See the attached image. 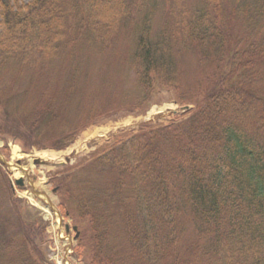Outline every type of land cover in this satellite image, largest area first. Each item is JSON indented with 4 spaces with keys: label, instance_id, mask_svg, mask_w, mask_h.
Returning <instances> with one entry per match:
<instances>
[{
    "label": "trees",
    "instance_id": "1",
    "mask_svg": "<svg viewBox=\"0 0 264 264\" xmlns=\"http://www.w3.org/2000/svg\"><path fill=\"white\" fill-rule=\"evenodd\" d=\"M6 79L39 92L24 123L7 116L28 129L6 130L24 149L65 148L111 109L146 111L157 87L197 103L92 161L76 199L90 264H264V0H0ZM86 81L101 105L74 104ZM42 123L54 132L36 138ZM17 200L0 166V264H46L17 234L23 218L3 212Z\"/></svg>",
    "mask_w": 264,
    "mask_h": 264
},
{
    "label": "rangeland",
    "instance_id": "2",
    "mask_svg": "<svg viewBox=\"0 0 264 264\" xmlns=\"http://www.w3.org/2000/svg\"><path fill=\"white\" fill-rule=\"evenodd\" d=\"M49 79L52 80V76L49 75ZM37 80L46 82L44 74L38 75ZM132 82L133 75L129 72L128 88L132 86ZM95 85V82L86 81L77 87V95L74 97V104L77 107H82L88 102L95 106L101 105L102 99L96 96L98 89ZM38 99L39 92L29 85L28 79L16 81L6 79L0 84V130L5 129L4 132L8 134L4 137L0 134V152L2 145L7 147L8 156L2 157L11 164L8 166L0 161V166L7 173L15 192L20 197V200H17L20 204L19 213L12 212L10 208H6L3 212L11 216L18 214L23 218L26 226L19 229L21 232L17 234L27 233L30 243L39 247L45 256L46 264H89L92 253L90 232L79 215L77 210L79 200L76 199L79 197L78 185L86 180L85 184H89L90 179L95 178V174L98 175L95 173L96 169L91 168L92 161L99 154L109 150L117 137L126 138L142 126L162 125L172 120H180L188 116L197 103L195 101L180 103L172 90L157 87L146 111L129 112L111 109L110 113L82 129L76 140L62 150L52 147V143L34 144L24 149L17 141L19 139L15 140L9 132L27 133L28 129L24 124H18V121L15 122L14 128H9L7 116L22 114L20 122L24 123V111L28 112ZM61 128L62 126L57 130ZM53 132L49 126L42 123L34 134L36 138L49 137ZM60 132L65 133L66 127L64 126ZM34 159L44 160L45 163L37 164ZM18 160H21V163H18ZM21 167L29 173V176L35 177L33 188L38 194L33 193L34 190L26 177L25 186L22 188L15 183L16 178L24 175L20 170ZM56 187L58 190L53 192ZM42 192L49 195L55 208L58 203L68 204V215L59 217L56 210L46 201L45 196L39 194ZM86 193H89L88 190ZM66 224H70V232L66 231ZM74 225L78 227L77 231L72 229ZM77 233H79L78 239L75 238ZM81 236L84 237V242L79 246L84 248V252L79 257L74 247L79 244Z\"/></svg>",
    "mask_w": 264,
    "mask_h": 264
},
{
    "label": "water",
    "instance_id": "3",
    "mask_svg": "<svg viewBox=\"0 0 264 264\" xmlns=\"http://www.w3.org/2000/svg\"><path fill=\"white\" fill-rule=\"evenodd\" d=\"M17 182L20 183V184H22L23 181H22V179H19Z\"/></svg>",
    "mask_w": 264,
    "mask_h": 264
},
{
    "label": "bare ground",
    "instance_id": "4",
    "mask_svg": "<svg viewBox=\"0 0 264 264\" xmlns=\"http://www.w3.org/2000/svg\"><path fill=\"white\" fill-rule=\"evenodd\" d=\"M15 150H16V148H15Z\"/></svg>",
    "mask_w": 264,
    "mask_h": 264
}]
</instances>
